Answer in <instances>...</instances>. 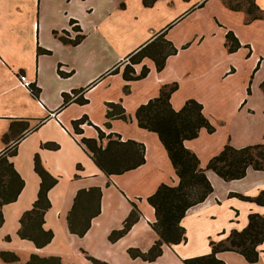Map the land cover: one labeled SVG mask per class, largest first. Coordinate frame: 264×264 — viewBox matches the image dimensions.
<instances>
[{"label":"crops","instance_id":"1","mask_svg":"<svg viewBox=\"0 0 264 264\" xmlns=\"http://www.w3.org/2000/svg\"><path fill=\"white\" fill-rule=\"evenodd\" d=\"M255 2L264 10V0ZM227 31L240 44L232 52L224 44ZM158 34L176 52L167 56L160 71L151 59H142L133 67L138 72L145 64L146 76L126 82L121 72L129 54ZM76 35H82L80 41L69 43ZM116 67L119 71L112 72ZM19 73L32 81L37 95L19 85ZM263 80L264 17L248 20L244 11L231 10L222 0H154L147 6L143 0H0V157L6 156L23 180L16 198L1 206L0 251L13 252L20 264L32 253L57 256L60 264H94L88 257L107 264H184L187 257L209 253V240H217L222 230L243 228L250 212L264 214L263 205L233 195L264 191V169L248 167L243 177L232 180L206 169L212 191L181 218L186 240L163 244L153 260L131 257L130 248L145 252L158 237L147 197L160 183L178 182L157 134L139 127L134 112L163 84L177 83L169 97L171 106L177 110L187 99H195L214 126L212 132L201 128L183 142L205 168L225 143L237 148L264 144ZM125 84L128 93L123 92ZM64 93L71 95L66 103ZM80 95L87 102H76ZM107 102H120L128 119L113 118L105 125ZM82 116L88 122L79 125L82 132L77 134L72 122ZM96 127L105 135L119 134L122 141L143 143L144 162L122 173H103L80 141L98 140ZM106 141L101 140L102 146ZM35 154L56 178L43 215V228L53 236L40 248L17 234L19 217L39 188ZM91 187L101 191L99 212L79 236L69 230L67 215L77 191ZM133 203L140 212L138 220L123 236L109 240ZM235 210L237 221L232 220ZM259 248L255 262L235 251L216 256L227 264H264V240Z\"/></svg>","mask_w":264,"mask_h":264},{"label":"trees","instance_id":"2","mask_svg":"<svg viewBox=\"0 0 264 264\" xmlns=\"http://www.w3.org/2000/svg\"><path fill=\"white\" fill-rule=\"evenodd\" d=\"M154 0H143L144 5H149ZM231 10H242L248 15V20L264 17V10L260 9L255 0H222ZM79 29L78 25H76ZM63 41L65 38L60 37ZM82 35H76L68 42L76 44ZM225 46L227 51H235L239 42L231 31L225 34ZM39 52H43L41 48ZM176 52L173 44L163 34H158L150 42L139 47L129 54L127 62L123 65L122 78L129 82L143 78L148 73V67L143 64L136 72L133 65L149 58L153 61L155 69L160 71L167 56ZM118 67L112 72H118ZM64 74L63 72H60ZM264 93V80L260 83ZM177 88V83L163 84L155 97L137 106L134 117L139 127L153 131L157 134L170 159L174 172L178 178L175 185L160 183L155 191L147 197V202L153 207L155 220L151 227L157 234V239L151 247L142 252L139 249L130 248L131 257H140L144 260H153L161 254L162 245H173L186 240L185 229L180 224L186 210L202 202L212 191L211 183L205 175V170H211L223 180L238 179L245 175L246 169H264V144L256 143L243 147H234L225 143L221 150L209 158L205 168L200 167L197 155L184 146V140L197 136L201 128L208 132L214 130L202 112V105L195 99H187L179 109H174L170 102V94ZM249 90V88H248ZM33 95H37L38 89L31 85ZM78 91H72L76 95ZM123 92H129L128 84L123 87ZM71 98L70 94H63L66 103ZM75 101L82 104L87 102L82 95L76 96ZM105 116L109 120L119 118L127 120L128 115L120 102H107ZM88 122L86 116H82L72 122L75 133L80 134V124ZM97 139L82 137L81 143L89 151L91 158L98 168L106 175L122 173L135 168L144 162V145L132 139L120 140L117 133L104 134L96 127ZM106 138L102 146L101 140ZM47 148H56L54 143H45ZM33 169L40 178L39 188L30 208L23 211L19 217L17 234L20 238L31 241L35 247L40 248L50 242L53 233L43 228V215L50 206L47 192L56 182L42 166L39 156L34 155ZM23 186V180L15 171L13 164L6 156L0 157V225L3 222L1 206L13 201ZM101 191L99 187L80 189L77 191L71 209L67 215L68 228L72 233L83 235L89 227L90 218L99 212V200ZM243 200L253 201L264 206V192L257 195L243 196L236 194ZM140 216V212L133 203L132 208L118 230L109 233L108 238L115 241L123 236ZM247 224L240 230L231 229L226 237L219 240H209L210 252L207 254L191 256L183 259L184 264H226L217 258L219 251H236L249 261L257 260L256 246L264 240V216L259 213H249ZM0 258L10 264H20L18 257L10 251H0ZM94 264H107L93 257H88ZM25 264H60L59 257H40L34 253L29 256Z\"/></svg>","mask_w":264,"mask_h":264},{"label":"rangeland","instance_id":"3","mask_svg":"<svg viewBox=\"0 0 264 264\" xmlns=\"http://www.w3.org/2000/svg\"><path fill=\"white\" fill-rule=\"evenodd\" d=\"M261 192V191H260ZM264 192V191H263ZM236 194H239V193H235V194H233V195H235L236 196ZM240 195H243V194H240ZM257 195V194H256ZM243 196H246V195H243ZM237 198H239L238 196H236ZM250 197H253V196H250ZM239 199H241V198H239ZM241 200H243V199H241ZM245 201H249V200H245ZM249 202H253V201H249ZM253 203H255V202H253ZM257 204V203H256ZM250 213H258V212H250ZM249 214V213H248ZM248 214H247V216H248ZM260 214V213H259ZM261 215H263L264 216V214H261ZM237 219H238V211L237 210H235V213L233 214V221L235 220V221H237ZM247 221H248V218H247V220H246V224H247ZM235 229V228H234ZM242 229V228H241ZM231 230V229H230ZM230 230H228V231H225V230H222L220 233H219V238L217 239V240H219V239H222V238H224V237H226L227 236V234L229 233V231ZM238 230V229H237ZM240 230V229H239ZM215 240V239H214ZM263 242V241H262ZM262 242L260 243V244H258L257 246H256V249H257V251H258V256H259V251H260V245L262 244ZM236 252V251H235ZM238 253V252H237ZM257 259H258V257H257ZM223 261V260H222ZM257 261V260H256ZM255 262V261H254ZM0 264H7L6 262H3L2 260H1V258H0ZM227 264V263H226Z\"/></svg>","mask_w":264,"mask_h":264},{"label":"built area","instance_id":"4","mask_svg":"<svg viewBox=\"0 0 264 264\" xmlns=\"http://www.w3.org/2000/svg\"><path fill=\"white\" fill-rule=\"evenodd\" d=\"M19 85L26 89H31L32 81L23 73L18 74Z\"/></svg>","mask_w":264,"mask_h":264}]
</instances>
